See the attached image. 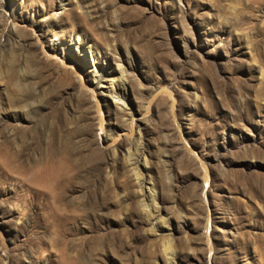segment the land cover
<instances>
[{
	"label": "rangeland",
	"instance_id": "1",
	"mask_svg": "<svg viewBox=\"0 0 264 264\" xmlns=\"http://www.w3.org/2000/svg\"><path fill=\"white\" fill-rule=\"evenodd\" d=\"M0 264H264V0H0Z\"/></svg>",
	"mask_w": 264,
	"mask_h": 264
},
{
	"label": "bare ground",
	"instance_id": "2",
	"mask_svg": "<svg viewBox=\"0 0 264 264\" xmlns=\"http://www.w3.org/2000/svg\"><path fill=\"white\" fill-rule=\"evenodd\" d=\"M62 2V1H61ZM11 16H13L14 15V13H13V11H10V13H9ZM16 15V14H15ZM32 22V21H31ZM34 22V21H33ZM79 47L78 46H76V51H79ZM45 52V51H44ZM45 54V53H44ZM72 48L70 47L69 49H68V52H60L59 54H57L56 56H62L63 58H62V60L64 61L65 60V63L66 64H64V65H72V63H73V58H72ZM80 54H81V56H82V58H84V63H86L87 65H88V68L91 70V73L93 74V75H97V73H99V67L98 66H96V64H90V62H88V61H90L91 59L93 60V55H92V52L90 51V49H87V48H82V49H80ZM60 59H61V57H59ZM88 58V59H87ZM94 61H95V59H94ZM93 61V62H94ZM63 65V64H62ZM79 74V73H78ZM79 76V75H78ZM121 76V75H120ZM93 78H95V76H93ZM123 78V77H122ZM121 78V79H122ZM120 79V80H121ZM119 80V81H120ZM123 81V80H122ZM122 81H120V83L118 82V83H113L112 81L110 82V83H108V85H107V93L108 94H111L112 96H113V98L115 99V100H117V101H120L121 99L119 98L120 97V95L122 94V91L123 90H125V86H124V82H122ZM149 109V108H148ZM132 124V123H131ZM132 126V125H131ZM138 132V131H137ZM136 134V136H134ZM126 135H128V136H130V139H131V142L132 143H134V144H136V146H138V144H140V142H139V140H141V138H139V136H138V133H135V130H133V128L131 127V130L130 131H128V134H126ZM110 136V135H109ZM109 136L106 138V143H109V145H112L113 143H114V140L113 139H110L109 138ZM136 138V139H135ZM142 144V143H141ZM136 150V156H137V158H136V163H135V165H136V167H135V171L137 170V168H139V165H138V163H139V160L141 161V160H143L144 161V163L147 161L146 160V155H145V152L143 151V148H142V146L141 147H138V149L136 148L135 149ZM130 154V153H129ZM132 154V153H131ZM143 165H145V164H143ZM144 167V166H143ZM142 170H140V172H142V174H143V171L146 169V167H144V169L143 168H141ZM137 172H139V169H138V171ZM136 175H138V173L136 174ZM139 175H140V173H139ZM142 177V176H141ZM148 182V181H147ZM140 183V182H139ZM141 184H143V182L141 183ZM149 187V186H148ZM53 188H54V186H53ZM147 191V190H146ZM155 193H154V191H153V189L150 187V188H148V192L145 194V196H143V198L141 199V201H140V203H141V206L142 207H152L153 206V204L155 203ZM152 210V209H151ZM173 255V254H172ZM170 257V256H169ZM172 260H173V257L170 259V260H168V261H170V262H172Z\"/></svg>",
	"mask_w": 264,
	"mask_h": 264
}]
</instances>
